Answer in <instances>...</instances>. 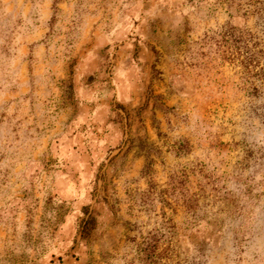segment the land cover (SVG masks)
<instances>
[{
    "label": "rangeland",
    "instance_id": "1",
    "mask_svg": "<svg viewBox=\"0 0 264 264\" xmlns=\"http://www.w3.org/2000/svg\"><path fill=\"white\" fill-rule=\"evenodd\" d=\"M263 70L264 0H0V264H264Z\"/></svg>",
    "mask_w": 264,
    "mask_h": 264
},
{
    "label": "trees",
    "instance_id": "2",
    "mask_svg": "<svg viewBox=\"0 0 264 264\" xmlns=\"http://www.w3.org/2000/svg\"><path fill=\"white\" fill-rule=\"evenodd\" d=\"M233 27H229L225 31V35H230L231 31L233 30ZM254 39L251 34L244 33L243 31H239L238 35L236 36L235 42L238 44L237 46V59L239 60V63L243 66L247 72L251 69V67H256V55L263 54L261 50L257 51L256 53H252V51L248 47V43L251 42ZM248 42V43H247ZM254 47H259L258 42L253 43ZM264 73V70H263Z\"/></svg>",
    "mask_w": 264,
    "mask_h": 264
}]
</instances>
